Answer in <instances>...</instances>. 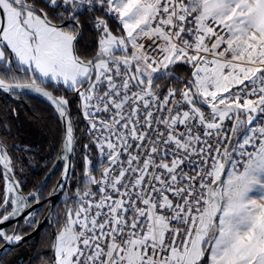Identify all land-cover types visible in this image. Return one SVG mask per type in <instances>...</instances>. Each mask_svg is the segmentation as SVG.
<instances>
[{"label": "snow or ice", "instance_id": "snow-or-ice-1", "mask_svg": "<svg viewBox=\"0 0 264 264\" xmlns=\"http://www.w3.org/2000/svg\"><path fill=\"white\" fill-rule=\"evenodd\" d=\"M0 92L59 121L25 192L0 118V225L34 231L47 199L42 264H264V0H0Z\"/></svg>", "mask_w": 264, "mask_h": 264}, {"label": "trees", "instance_id": "trees-1", "mask_svg": "<svg viewBox=\"0 0 264 264\" xmlns=\"http://www.w3.org/2000/svg\"><path fill=\"white\" fill-rule=\"evenodd\" d=\"M85 36L87 39H94L91 33L86 32ZM184 69H177V74L183 76ZM158 83L166 85L168 82L158 81ZM55 95H61L62 93L56 92ZM70 97V94H69ZM15 109L16 112L12 113L10 110ZM73 117H75V102L72 105ZM7 115L12 124L14 125L12 129V135L15 139H10V143H16L22 145L21 150L12 149L13 162L16 165L15 173L16 178L24 181V191H29L35 179L33 174L39 172L40 176H43L44 171L47 169L42 168L44 164V158H49L48 168L52 167V162L55 158V153L49 151L50 145L55 141L56 130L59 125L57 114L54 110L46 104L44 101L34 97V96H20L13 97L6 95L0 92V118ZM84 129V124L81 123L77 129V134L79 135L80 131ZM87 137H85L84 142H86ZM23 148H31V152H24ZM93 151H95L93 149ZM82 150L78 152L75 157V162L81 165L82 171ZM34 157L33 160L29 161L27 157ZM24 165V172L21 174L20 164ZM32 165L29 167V165ZM61 170L56 168L51 178L48 180V184L41 194L42 197H47L48 193L52 190L54 185L59 180ZM25 177H29L25 180ZM73 191L75 190L76 185L73 183L71 185ZM2 190H3V176L0 170V199H2ZM67 190V187L66 189ZM63 195V194H62ZM62 195L59 197L57 204L59 208L54 209L60 211L63 209V200ZM70 203V202H69ZM35 212L37 221H40L46 212V206L41 205L37 209L33 210ZM23 229V219L18 221ZM15 225V224H14ZM8 228L9 231L12 230L13 226ZM17 231H20L18 229ZM31 229H23L24 234L31 232ZM51 232L49 226L40 230L32 239L24 242L19 247L13 248L12 253L9 257H5V260L10 261V264H16V260L19 257H23V260L20 261V264H27L29 257H35L32 260V264H42V260H46L50 257V250L48 245L50 240L47 239L48 234ZM3 242L0 241V244Z\"/></svg>", "mask_w": 264, "mask_h": 264}, {"label": "water", "instance_id": "water-1", "mask_svg": "<svg viewBox=\"0 0 264 264\" xmlns=\"http://www.w3.org/2000/svg\"><path fill=\"white\" fill-rule=\"evenodd\" d=\"M3 93V92H2ZM55 95V94H54ZM35 97V96H34ZM36 98H38V99H40V100H42V101H44L46 104H48L52 109H53V107L50 105V103L47 101V100H45V99H43V98H40V97H36ZM54 110V109H53ZM56 168H59L61 171L63 170V164H62V162H59L58 164H57V167ZM0 170H1V173H2V176H3V169L2 168H0ZM60 178V177H59ZM62 195V193H57V195H55V196H53V197H51V200H52V202L53 203H57V201H58V199H59V197ZM48 197V196H47ZM48 203H49V201L47 200V199H43L42 200V202L40 203V204H35L34 202H33V206L29 209V211H33V210H35V209H37L39 206H41V205H45L46 206V212H45V215L43 216V218L39 221L40 223H39V227L38 228H36L34 231L32 230L30 233V235H27V234H25V239H24V241L22 242V243H20L19 244V246L20 245H22L24 242H26V241H29L30 239H32L40 230H42L43 228H45V227H47V226H49V223L47 222V220L45 219V217H46V215H47V207H48ZM55 209V208H54ZM54 209H53V212H54ZM23 215H27V212H25ZM23 215L20 217V218H18V221H20L21 219H23ZM17 220H11V221H9V222H7V223H5V224H2V225H0V228H6V229H8L10 226H12V225H14V224H16L17 222H18ZM50 227V226H49ZM50 229H51V227H50ZM51 231H52V229H51ZM18 246V247H19ZM14 248H16V247H14ZM53 254V253H52Z\"/></svg>", "mask_w": 264, "mask_h": 264}, {"label": "flooded vegetation", "instance_id": "flooded-vegetation-1", "mask_svg": "<svg viewBox=\"0 0 264 264\" xmlns=\"http://www.w3.org/2000/svg\"><path fill=\"white\" fill-rule=\"evenodd\" d=\"M59 200V199H58ZM58 202V201H57ZM57 204V203H56ZM53 254H52V252L50 251V257L52 256Z\"/></svg>", "mask_w": 264, "mask_h": 264}]
</instances>
